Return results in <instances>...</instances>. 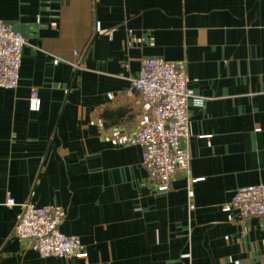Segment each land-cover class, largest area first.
Masks as SVG:
<instances>
[{
	"label": "crops",
	"instance_id": "1",
	"mask_svg": "<svg viewBox=\"0 0 264 264\" xmlns=\"http://www.w3.org/2000/svg\"><path fill=\"white\" fill-rule=\"evenodd\" d=\"M0 20L25 38L0 88V264H264V216L222 210L264 183V0H0ZM148 57L184 61L194 90L188 172L165 191L125 141L149 115L126 92ZM8 194L61 206L86 256L30 249Z\"/></svg>",
	"mask_w": 264,
	"mask_h": 264
},
{
	"label": "built area",
	"instance_id": "2",
	"mask_svg": "<svg viewBox=\"0 0 264 264\" xmlns=\"http://www.w3.org/2000/svg\"><path fill=\"white\" fill-rule=\"evenodd\" d=\"M24 43L21 33L0 20V88L12 90L17 87ZM133 91L149 108V115L128 132L125 141L141 146L142 164L148 176L158 191H165L177 170L188 172L189 166L188 103L194 97V90L185 74L184 61L161 57L143 59L126 90L127 94ZM40 104L38 91L32 88L29 109L39 110ZM5 205L20 207L13 234L41 257L86 256L85 246L79 238L60 231L65 217L61 206H37L30 201L17 204L9 194ZM222 210L235 212L241 218L264 216V183L239 187Z\"/></svg>",
	"mask_w": 264,
	"mask_h": 264
}]
</instances>
